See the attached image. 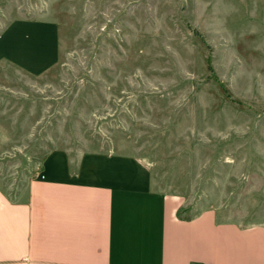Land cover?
Wrapping results in <instances>:
<instances>
[{
	"label": "rangeland",
	"instance_id": "374dc122",
	"mask_svg": "<svg viewBox=\"0 0 264 264\" xmlns=\"http://www.w3.org/2000/svg\"><path fill=\"white\" fill-rule=\"evenodd\" d=\"M14 24L0 42L15 58L0 55L5 195L122 156L180 195L183 217L264 225V0H0V38Z\"/></svg>",
	"mask_w": 264,
	"mask_h": 264
},
{
	"label": "crops",
	"instance_id": "0c3cea01",
	"mask_svg": "<svg viewBox=\"0 0 264 264\" xmlns=\"http://www.w3.org/2000/svg\"><path fill=\"white\" fill-rule=\"evenodd\" d=\"M63 168L31 181L20 200L0 189V264H264V225L218 221L211 209L183 217L182 197L154 190L131 158Z\"/></svg>",
	"mask_w": 264,
	"mask_h": 264
}]
</instances>
